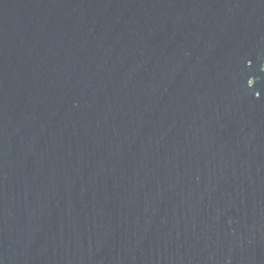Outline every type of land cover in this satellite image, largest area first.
<instances>
[{
  "label": "water",
  "instance_id": "obj_1",
  "mask_svg": "<svg viewBox=\"0 0 264 264\" xmlns=\"http://www.w3.org/2000/svg\"><path fill=\"white\" fill-rule=\"evenodd\" d=\"M0 264H264V0H0Z\"/></svg>",
  "mask_w": 264,
  "mask_h": 264
}]
</instances>
